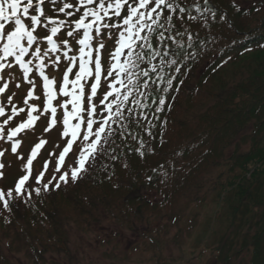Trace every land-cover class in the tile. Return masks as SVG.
Segmentation results:
<instances>
[{"label":"trees","instance_id":"trees-1","mask_svg":"<svg viewBox=\"0 0 264 264\" xmlns=\"http://www.w3.org/2000/svg\"><path fill=\"white\" fill-rule=\"evenodd\" d=\"M172 2L177 11L164 13L171 21L162 18V27L142 34L148 42L137 43L133 83L121 77V92L131 95L109 121L95 158L76 181L29 183L8 210L0 202V245L6 239L9 250L26 248L35 264L48 255L72 259L71 227L90 233L108 219L136 235L147 228L142 237L157 250L180 246L188 234L193 250L210 251L221 264L244 253L249 264H264V0ZM60 4L48 0L46 16L69 19L56 11ZM102 39L109 40L103 64L111 65L118 33ZM106 88L95 98L97 122L106 116L99 105ZM143 251L115 248L106 258L120 264ZM0 264H12L1 246Z\"/></svg>","mask_w":264,"mask_h":264},{"label":"snow or ice","instance_id":"snow-or-ice-1","mask_svg":"<svg viewBox=\"0 0 264 264\" xmlns=\"http://www.w3.org/2000/svg\"><path fill=\"white\" fill-rule=\"evenodd\" d=\"M46 2L47 0H0V75H8L5 70L13 68L11 61L14 60L15 65H18L22 70L23 79L32 85V90L27 92V99L23 101L28 105L26 120L12 127L9 122L13 117L25 112V109L13 107L11 115H6L5 109L0 107V117H5L4 123L0 124V141L5 139L10 141L12 153L18 154L17 150L20 148L21 142L17 137L26 129H33L36 121L40 118L39 115H34L39 112V109L29 103V101L39 99L34 95L35 81L29 76L35 68L39 78L43 81V112L50 113L52 117L48 127L51 128L57 124V107L53 106V102L57 101L59 108L63 110L62 135L65 138L70 137V139H66V147L58 155L55 171L61 172L62 167L66 165V157L72 152L74 144L79 139L87 142L79 151L78 158L71 157L74 160L71 172L64 171L59 176L61 182L67 183L69 175L72 181H76L79 174L86 170L89 159L95 158L96 150L106 132L109 121L122 115L121 108L124 102L128 101L131 93H122L117 86L124 85L125 81L121 79L124 75H128L129 84L133 83L129 70L136 63L132 59L135 48L139 40L148 42V37L142 34L145 31L151 34L156 31V28L162 27L160 23L162 18L166 22L171 21L172 17L165 16L164 13L166 10L176 12L178 6L172 0H72V2L61 0L56 11L63 13L69 19H54L46 16L44 7ZM53 2L55 3V0ZM179 11L183 12L184 9L179 8ZM77 13L80 14L73 20L72 17ZM113 18L122 21V23H114ZM6 26L10 29L7 32H5ZM65 28H67L66 33H62V29ZM38 29L44 32L43 49L41 46L34 48V45L40 43ZM112 30L118 33L117 46L110 53L115 63L104 70L101 51L105 48V44L100 43L98 38L107 36ZM81 31L82 38H80ZM65 35L78 44V56L75 53L69 55L73 49L70 47V40L63 38ZM160 35L163 38V33ZM94 40L96 44L93 43ZM62 47L67 49L63 52V58L67 64H65V71L62 73V80L58 84L56 79L50 78L46 74V58L52 53L60 52ZM30 50L32 51L30 52ZM125 54L129 59L122 62L121 58ZM29 55L32 59H26ZM135 55L136 59H142L140 53L137 52ZM6 61L7 63H5ZM60 64L61 56H54L52 65L59 68ZM74 69L78 70L74 72ZM73 74L74 78H70ZM102 74L114 82L107 83V90L99 101L106 116L97 122L94 119L99 114L95 98L101 88ZM143 75L147 76L148 73L144 72ZM88 81H92L90 85L87 83ZM16 87L18 88L20 85H16ZM144 87L147 85L145 84ZM8 88L9 84L4 83L0 86V94H4ZM87 88H90V91H86ZM60 97L64 98L62 102L59 101ZM110 98L112 99L110 100ZM7 99L11 102L10 96ZM159 103L163 105L165 101L161 99ZM114 107L116 108L115 115H113ZM82 129L84 130L82 131ZM45 143L46 141L40 140L31 150V155L24 165L25 174L19 177L14 189L7 192L0 190V202L5 210L10 208L11 199L25 195L24 189L32 177L34 159ZM4 155L5 153L0 151V157ZM21 159L23 158L21 157ZM48 166L46 162L43 166L45 171ZM4 167L5 165L0 163V169ZM2 177L3 173L0 171V178ZM43 177L44 171H41L38 176L34 177L35 183L40 185ZM55 186L60 187L59 184ZM48 187L47 183L43 184L44 190L47 191ZM35 192L39 195L40 188L37 187ZM27 195L30 197L31 193Z\"/></svg>","mask_w":264,"mask_h":264},{"label":"rangeland","instance_id":"rangeland-1","mask_svg":"<svg viewBox=\"0 0 264 264\" xmlns=\"http://www.w3.org/2000/svg\"><path fill=\"white\" fill-rule=\"evenodd\" d=\"M8 30L10 29L8 26H6L5 32ZM120 30L122 31L123 29L121 28ZM115 33L117 34V32L114 30V34ZM80 38H82V31ZM98 39L100 43L105 44L106 39ZM106 41L109 40L107 39ZM75 43V40H70V47H79L78 44ZM93 43L96 44V41L94 40ZM107 45L108 44H105V48ZM37 46H41L43 49V40H40V43ZM115 47L111 45L109 47L111 49H109L110 52H113ZM66 50L67 49L62 47L60 52L52 53L48 58H46V74L49 75L50 78L56 79L58 84L62 80V73L65 71V64H67V61L63 58V52ZM31 51L32 50H30V52ZM72 54V52L69 53V55ZM75 54L77 56L79 55L78 52ZM57 55L61 56V64L59 68H56L52 65V58ZM122 57L123 62L125 60V55ZM26 59H32L31 55L26 57ZM11 62L13 64V68L11 70H5L8 75H0V86H2L4 83L9 84V88L6 90V92L4 94H0V107L5 109L6 115H11V109L13 107H16L17 109H25V112L20 113L19 116L13 117V119L9 122V125L14 127L27 119L26 112L28 105L24 104L23 101L27 99V92L32 90V85L23 79L22 70L19 69L18 65H15V61L12 60ZM5 63H7V61ZM35 63L36 62L34 61V64ZM76 70L78 69H74V72ZM29 76L30 79L35 81L34 95L39 97L38 100H32L29 101V103L34 104L39 109V112L34 113V115H39L40 118L36 121L33 129H26L17 137V139H20L21 142V146L17 150L18 154L12 153L10 141H7L6 139L4 141H0V151L5 153L3 157H0V163L5 165L3 169H0V171L3 173V177L0 178V189L2 188L3 191V187H7L8 190L14 189L19 177L25 174L24 165L26 160L31 155V150L40 140H44L46 143L38 151V154L34 159L32 177H30L27 185L29 183H35L34 177L38 176L41 171H44V177L42 181L48 179H59V176L64 171H68L70 173L74 166V160L71 157L76 156L78 158L79 151L81 150L82 146L87 143L82 139H79L74 144L72 152L66 157V165L62 167L61 172L57 173L55 171L58 155L62 149L66 147V139H70V137L65 138L62 135L63 110L59 108L57 101L53 102V106L57 107V124L49 128L48 126L50 125L52 117L50 113L43 112V81L39 78L35 68H33V73H30ZM70 78H74V74L70 76ZM102 78V82L105 80H107V83L114 82L111 80V78H105L104 75ZM91 82L92 81H88L87 83L90 84ZM16 85H20V87L17 88ZM117 87L120 88V85ZM9 96L11 97V102H9L7 99ZM63 99L64 98L60 97L59 101L62 102ZM205 101L210 102L211 100L206 99ZM4 119L5 117H0V124L4 123ZM73 123H76V121ZM83 130L84 129H82V131ZM242 147L245 149L248 147V145H242ZM232 151L233 148L227 150V153L230 154ZM21 157L23 159H21ZM46 162L49 166L45 171L43 166ZM146 230L147 228L144 227L140 235L132 234L128 230L119 226L115 221L108 219L104 220L103 224H100L99 226H96L94 229H92L90 233L82 232L81 230H78L72 226L70 230L71 236L69 242L72 259H66L64 255H48L46 257L45 264H115L118 261H114L115 263H112L110 259L106 258L107 253H110L115 248L119 249L122 253L130 252L132 251L133 247L136 248L138 245L140 250L145 249V251L131 254L129 256V260L122 261L120 264H221L219 260L215 259L214 254H211L210 251L201 252L200 249L193 250V248L188 243L190 242V237L188 234L183 236L180 246L174 243L164 249L159 248V250H157L150 245L149 240L145 238L146 236L144 238L142 237ZM173 235H175V231L173 230L171 232H165L162 239H170ZM2 240L3 242L0 245L1 250L5 257H7V259L12 264H35L30 262L27 258V255L24 253L26 248L16 245L12 250H9V240ZM164 260L169 261L166 263L163 262ZM249 260L250 255L244 253L239 259L233 260L232 264H249Z\"/></svg>","mask_w":264,"mask_h":264}]
</instances>
